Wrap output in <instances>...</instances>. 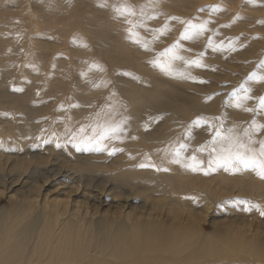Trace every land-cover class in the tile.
Here are the masks:
<instances>
[{
  "label": "rangeland",
  "instance_id": "obj_1",
  "mask_svg": "<svg viewBox=\"0 0 264 264\" xmlns=\"http://www.w3.org/2000/svg\"><path fill=\"white\" fill-rule=\"evenodd\" d=\"M126 5L135 16L118 15L116 9ZM188 22L208 30L182 39ZM140 24L133 28L141 41L136 43L128 29ZM177 43L176 54L184 59L171 61V72L152 64ZM196 59L202 67L189 63ZM262 64L264 0H0V166L24 170L55 164L75 173L91 164L95 169L90 181L61 175L29 178L14 189L0 185V209L33 200L41 215L56 214L60 203V221L82 217L90 229L99 223L109 230L136 223L184 228L196 231L199 241L216 238L224 247L198 264L241 259L264 264L238 254L255 240L264 243V177L252 169H208L210 149L219 148L208 143L216 129L222 125L225 134L234 129L243 139L254 120L264 124L258 107L264 82L249 79L252 73L264 76ZM245 89L252 99H244ZM108 116L125 122L120 138L104 141L105 150L82 143L80 127L92 135L91 126ZM127 136L136 141L122 142ZM253 139L264 140V130ZM181 143L187 147L176 163ZM206 143L207 150L200 151ZM193 155L204 161L205 170L185 166ZM135 156L149 181L111 179L134 165L127 160ZM157 171L178 176L179 189L155 188L154 182L165 186L168 180ZM18 188L28 198L19 196Z\"/></svg>",
  "mask_w": 264,
  "mask_h": 264
},
{
  "label": "bare ground",
  "instance_id": "obj_2",
  "mask_svg": "<svg viewBox=\"0 0 264 264\" xmlns=\"http://www.w3.org/2000/svg\"><path fill=\"white\" fill-rule=\"evenodd\" d=\"M125 138L122 142L127 144L131 140L136 141L129 136ZM166 154L169 155V152ZM150 155L156 158L154 154ZM127 161L134 162V165H126L111 179L122 181L134 177L142 182L151 179V176L139 170L140 158L135 156ZM43 166L30 165L24 170L0 166V185L14 189L29 178L37 180L61 175L90 181L95 172L91 164L77 169L75 173L60 165L54 164L46 169ZM157 168L161 170L162 166L158 165ZM28 169L29 172L25 173ZM17 171L20 174L15 176ZM156 174L168 180L165 186L154 182L155 188L179 189L178 176L161 171ZM16 192L22 198L29 196L20 188ZM56 204V214L46 212L41 215L33 200L12 201L6 209H0V264H198L201 259L219 256L224 251L216 238L199 241L196 231L194 233L184 228L170 231L161 226L136 223L131 229L119 224L109 230L99 223L98 228L90 229L80 219L82 217L79 221L70 218L60 221L63 214L59 206L63 205ZM260 241L255 240L246 251H239L238 254L249 259H264V243ZM183 248L187 251H183ZM108 256L114 261H108ZM238 262L246 264V259Z\"/></svg>",
  "mask_w": 264,
  "mask_h": 264
},
{
  "label": "snow or ice",
  "instance_id": "obj_3",
  "mask_svg": "<svg viewBox=\"0 0 264 264\" xmlns=\"http://www.w3.org/2000/svg\"><path fill=\"white\" fill-rule=\"evenodd\" d=\"M116 12L120 16L128 17V16H135L136 12L131 6H122L116 9ZM141 15H144L143 12H141ZM149 19H156L155 16L148 17ZM175 19V18H172ZM130 25L132 22L129 20L127 21ZM143 24L140 25H132L129 27V39H133L136 43H141L138 36L139 34L135 31H133L134 27H143ZM166 25L162 26L161 29H158L157 31L161 34L166 29ZM208 29L206 28V24H195L192 22H188L187 26L185 27L184 32L181 34L182 39L190 40L195 39L196 37L202 35L205 31ZM179 43V42H178ZM178 43L172 45L168 49H165L162 53L159 54L157 59H154L152 61V64L154 66L159 67L161 70L166 72H171V66L170 62L176 59H184L182 56H178L176 54L175 49L178 47ZM213 45V41L211 38H209V44L208 46L211 47ZM142 46L147 49L148 44L143 43ZM160 57H167L168 60L162 62ZM190 64H195L197 66H203L201 61L199 59L189 61ZM95 66V65H94ZM98 67V66H96ZM261 67H264V64L261 65ZM249 79H255L259 82H264V76L257 75V73H252L249 77ZM243 87V86H242ZM250 92V89H245L246 95L244 96V99H252L250 95H247V93ZM235 107H241L240 104V97L238 94H236V103ZM259 110L264 111V97L259 98ZM247 111H252V109H247ZM124 121H116L114 118L108 116L105 117L102 121H98L94 125L91 126V132L92 135H84L88 128L86 126H81L79 131V134L83 137L81 142H87L90 146L95 145L98 146L97 150H105L106 144L104 141L109 139H119L120 134L124 131ZM195 124H200L201 119H197ZM204 123H207V121H204ZM222 125L220 128L216 129L214 132V135L212 137V140L208 143H211L212 145L219 144V148L212 147L210 149V155L214 154L212 156V159L208 161V169L215 170L213 165L216 166H222L230 169L233 172L241 171L242 169H252L257 171V174L261 177H264V140L256 141L253 139V133L260 132L261 130H264V124H257L254 120L252 122V125L250 128L245 129L243 133V139L235 134L234 129H229L227 134H225L222 130ZM191 134V130H189V135ZM72 138L76 139V133L72 134ZM258 144L259 147H255L254 145ZM187 147L186 144L181 143L179 147L175 149V162L180 163V155L182 150H184ZM207 150V143L205 145H202L200 147V151ZM119 151V149H113L112 152ZM204 164V161L198 160L195 155L191 156V163L186 164V167L191 168L193 171L198 170H205L202 165ZM141 167H154V165H147L142 164ZM239 203L244 204L247 203L244 200H240ZM258 207V206H257Z\"/></svg>",
  "mask_w": 264,
  "mask_h": 264
}]
</instances>
